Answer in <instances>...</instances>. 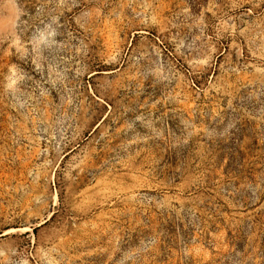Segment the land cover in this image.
<instances>
[{
    "label": "rangeland",
    "instance_id": "obj_1",
    "mask_svg": "<svg viewBox=\"0 0 264 264\" xmlns=\"http://www.w3.org/2000/svg\"><path fill=\"white\" fill-rule=\"evenodd\" d=\"M0 264H264V0H0Z\"/></svg>",
    "mask_w": 264,
    "mask_h": 264
}]
</instances>
